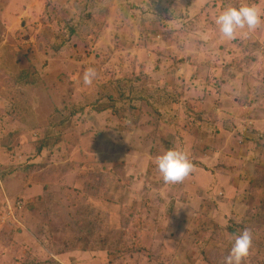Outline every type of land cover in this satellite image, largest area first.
Listing matches in <instances>:
<instances>
[{
	"label": "rangeland",
	"instance_id": "obj_1",
	"mask_svg": "<svg viewBox=\"0 0 264 264\" xmlns=\"http://www.w3.org/2000/svg\"><path fill=\"white\" fill-rule=\"evenodd\" d=\"M245 228L264 264V0H0V264H224Z\"/></svg>",
	"mask_w": 264,
	"mask_h": 264
},
{
	"label": "clouds",
	"instance_id": "obj_2",
	"mask_svg": "<svg viewBox=\"0 0 264 264\" xmlns=\"http://www.w3.org/2000/svg\"><path fill=\"white\" fill-rule=\"evenodd\" d=\"M261 23L260 15L255 7L241 5L239 7H226L215 18V24L222 38L231 39L237 34V30L251 31ZM96 72L88 68L83 74V82L91 84ZM155 165L167 183L181 182L192 170V165L185 151L168 149L155 157ZM252 233L249 229H243L238 235L233 236L232 248L225 257L224 264H242L249 255L252 247Z\"/></svg>",
	"mask_w": 264,
	"mask_h": 264
},
{
	"label": "trees",
	"instance_id": "obj_3",
	"mask_svg": "<svg viewBox=\"0 0 264 264\" xmlns=\"http://www.w3.org/2000/svg\"><path fill=\"white\" fill-rule=\"evenodd\" d=\"M48 137H50V133H49V135H48ZM45 145H46V143H44V140L39 144V151H41L43 148H45ZM134 232V231H133ZM139 232V231H138Z\"/></svg>",
	"mask_w": 264,
	"mask_h": 264
}]
</instances>
